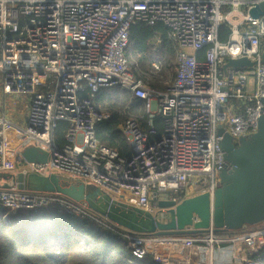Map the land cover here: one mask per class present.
Here are the masks:
<instances>
[{
    "label": "built area",
    "instance_id": "2783aa9c",
    "mask_svg": "<svg viewBox=\"0 0 264 264\" xmlns=\"http://www.w3.org/2000/svg\"><path fill=\"white\" fill-rule=\"evenodd\" d=\"M260 1L0 0L4 219L50 205L97 219L85 201L27 188L29 173L97 185L144 210L155 208L153 197L178 203L207 191L212 202L219 171L229 167L219 145L223 134L235 142L249 136L264 110V13L249 14ZM136 22L163 24L175 46L174 76L163 88L137 77L127 57L129 30ZM201 49L202 58L197 55ZM229 58L254 63L224 67ZM103 87H118L143 100L149 117L164 119L161 134L150 121L146 129L128 118L117 128L129 144V155L99 142L96 125L109 114L96 106L94 96ZM8 93L27 97L20 122L6 114ZM60 124L64 129L58 136ZM26 146L47 152V160H25L21 150ZM126 236L134 256L148 253L157 264H177V253L194 264H262L252 254L264 247V219L237 230L211 224L194 234L129 231Z\"/></svg>",
    "mask_w": 264,
    "mask_h": 264
},
{
    "label": "trees",
    "instance_id": "16d2710c",
    "mask_svg": "<svg viewBox=\"0 0 264 264\" xmlns=\"http://www.w3.org/2000/svg\"><path fill=\"white\" fill-rule=\"evenodd\" d=\"M222 26L220 38L226 36ZM161 24L136 22L129 30L127 57L135 75L149 85L163 88L172 80L175 68V46ZM158 37L159 40L156 38ZM204 56V49L197 52ZM158 63L154 68L153 63ZM96 106L109 114L96 125L99 142L115 149L121 156L130 147L117 126L128 118H136L144 128L148 121L160 135L164 119L149 117L144 101L118 87L100 88L94 96ZM60 124L57 135H62ZM97 219L75 216L55 205L19 210L8 216L0 205V264H157L150 254L137 258L131 252L126 234L129 230L94 212ZM264 264V247L252 254Z\"/></svg>",
    "mask_w": 264,
    "mask_h": 264
},
{
    "label": "water",
    "instance_id": "95a60500",
    "mask_svg": "<svg viewBox=\"0 0 264 264\" xmlns=\"http://www.w3.org/2000/svg\"><path fill=\"white\" fill-rule=\"evenodd\" d=\"M264 13V0L249 9L252 17ZM261 60L264 61V45ZM246 58H229L226 66L250 65ZM264 102V99H263ZM222 128L219 127L218 134ZM224 159L229 167L219 171V186L210 201L207 191L173 200L152 198L155 208L144 210L135 205L113 198L111 193L97 185L82 181L67 183L54 173L39 176L29 173L25 178L27 188L36 191L60 193L75 201H85L91 210L129 230L131 233L172 236L194 234L209 225L216 229H240L245 224H254L264 219V110L256 131L237 142L223 136L219 142ZM21 155L27 161L45 162L47 152L34 146H26ZM0 176L5 174L0 173ZM18 186L23 187V175L17 174ZM197 219H194V218Z\"/></svg>",
    "mask_w": 264,
    "mask_h": 264
},
{
    "label": "rangeland",
    "instance_id": "374dc122",
    "mask_svg": "<svg viewBox=\"0 0 264 264\" xmlns=\"http://www.w3.org/2000/svg\"><path fill=\"white\" fill-rule=\"evenodd\" d=\"M168 82H166L167 84ZM165 84V85H166ZM26 96L18 93H8L5 95L6 114L14 121H21L25 115ZM2 100V94L0 93V102ZM225 137H231L227 132L223 134Z\"/></svg>",
    "mask_w": 264,
    "mask_h": 264
},
{
    "label": "crops",
    "instance_id": "0c3cea01",
    "mask_svg": "<svg viewBox=\"0 0 264 264\" xmlns=\"http://www.w3.org/2000/svg\"><path fill=\"white\" fill-rule=\"evenodd\" d=\"M178 255V260H177V264H194V261L193 260H187L186 257H184L182 254L180 253H177ZM183 256V257H181ZM187 260V261H185Z\"/></svg>",
    "mask_w": 264,
    "mask_h": 264
}]
</instances>
